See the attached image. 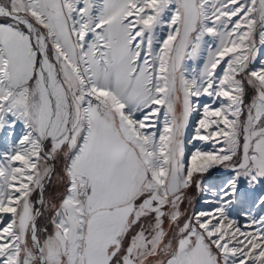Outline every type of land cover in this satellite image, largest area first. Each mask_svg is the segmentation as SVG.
<instances>
[{"label": "snow or ice", "instance_id": "snow-or-ice-1", "mask_svg": "<svg viewBox=\"0 0 264 264\" xmlns=\"http://www.w3.org/2000/svg\"><path fill=\"white\" fill-rule=\"evenodd\" d=\"M257 44L264 0H0V129H28L0 156V264H264V217L226 215L234 181L181 208L213 167L264 177ZM195 111L213 147L187 156Z\"/></svg>", "mask_w": 264, "mask_h": 264}, {"label": "rangeland", "instance_id": "rangeland-1", "mask_svg": "<svg viewBox=\"0 0 264 264\" xmlns=\"http://www.w3.org/2000/svg\"><path fill=\"white\" fill-rule=\"evenodd\" d=\"M206 40L208 41V44L206 45V47L213 45L214 41L212 40V38L206 37ZM257 47L258 48L260 47L259 44H257ZM202 57H203V54L198 59H196L194 61L188 60V61H186V65L187 66L189 65L191 68L199 69L201 67V62H202L201 58ZM262 60H264V47H260L259 55L256 58V63L254 65V67H261L260 61H262ZM218 71H219V69H218ZM250 98H251V93H249L248 99H250ZM6 121L14 123V127H9V126H7V123H6L5 127L3 129H0V156H2L3 154L9 153L10 150L14 146H17L18 141L28 131L27 127L25 126V122L23 120H19V119L13 118V117H7ZM192 126L195 127L196 125L193 124ZM192 130H193V128H192ZM184 139H185V145H187V143L193 139V136H190V135L185 133ZM190 155H191V153H189V156ZM241 157H242V150H241V153H238V156L234 158L233 163H236L239 159H241ZM56 164H57V167L60 166L59 161H57ZM234 176H238L240 178V180H238L240 185L249 186L251 190L254 188V190L257 191L256 187H261L260 184H263L262 186H264V177L258 178L256 181H253L251 176L241 174L240 172H238L234 168L223 166V165L222 166H216V167H213L212 169H210L207 173L203 174L201 177H199L198 182L193 184L188 189L187 198H186L185 202L181 205L183 213L188 218H191L194 215H196L200 210L205 209V205L202 204V201H203V196L205 195L204 194V185L207 182H209L211 180L219 179L222 177L232 178ZM59 190H60V185L57 182L56 177L53 176L52 182L49 184V186L47 188V195L53 196V195L57 194V192ZM253 195H254V193H253ZM243 196L248 198V197L252 196V193L247 192V194H245ZM262 196H263V194L259 195V193H258V195L255 197V199L254 198L253 199L255 201H259V199ZM254 200L252 203L255 202ZM262 215H263V213L260 212L258 214V217H256L254 220H260L262 218ZM254 227H258V226L256 225Z\"/></svg>", "mask_w": 264, "mask_h": 264}, {"label": "bare ground", "instance_id": "bare-ground-1", "mask_svg": "<svg viewBox=\"0 0 264 264\" xmlns=\"http://www.w3.org/2000/svg\"><path fill=\"white\" fill-rule=\"evenodd\" d=\"M214 45H215V41L213 45H210V46H214ZM201 59H202V62H201L200 68H202V65L206 59V56L203 54V57ZM188 67L191 69L189 65ZM198 99H199L200 104L202 105L211 103V98H208L206 96H202ZM200 118H202V111L193 112L190 118L189 125L186 130V134L193 136V139L189 141L186 145V155L187 156H189V153L192 154L196 149L211 150L213 147L210 143L194 140V136L196 135L195 133H196V128H197V122ZM193 124L196 126L193 127L192 126ZM238 180H240V178L238 176H234L232 178L222 177V178L207 182L204 185L205 195L203 196V201H202V204L205 205V209L204 210L202 209L200 211H214L215 207L220 206L222 203L223 194L225 192L231 191L232 182L234 181L236 184V193L234 196L230 197L231 203L227 205L225 211H226V215L230 219L235 221L237 225L242 228V230H246L250 228L249 223L252 220H254L256 217H258V214L260 212L263 213L262 217H264V202H262L264 201V193H263L264 186H262L263 184H260L261 187H256L257 191L254 190V188L251 190L249 186L240 185ZM247 192L252 193V196L248 198L244 197L243 195L247 194ZM258 193L259 195L263 194V196L259 199V201H255L254 199L258 195ZM253 200L255 201L254 203H252ZM225 223H227V221H225ZM252 227L254 228V226Z\"/></svg>", "mask_w": 264, "mask_h": 264}]
</instances>
